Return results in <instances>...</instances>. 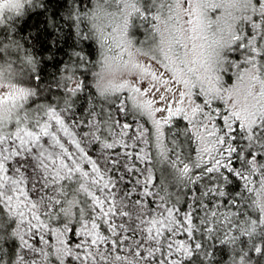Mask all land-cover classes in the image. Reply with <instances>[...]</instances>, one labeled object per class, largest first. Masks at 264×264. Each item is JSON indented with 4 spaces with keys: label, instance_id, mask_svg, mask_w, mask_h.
<instances>
[{
    "label": "snow or ice",
    "instance_id": "snow-or-ice-1",
    "mask_svg": "<svg viewBox=\"0 0 264 264\" xmlns=\"http://www.w3.org/2000/svg\"><path fill=\"white\" fill-rule=\"evenodd\" d=\"M21 51L0 264H264V0H0Z\"/></svg>",
    "mask_w": 264,
    "mask_h": 264
},
{
    "label": "trees",
    "instance_id": "trees-1",
    "mask_svg": "<svg viewBox=\"0 0 264 264\" xmlns=\"http://www.w3.org/2000/svg\"><path fill=\"white\" fill-rule=\"evenodd\" d=\"M31 10L30 9H26L25 10V16L20 18V24L18 27H23V21L26 20L28 18L29 15H31ZM31 23H35V19H33L31 21ZM26 35V32H20L19 33V37L21 38V43L23 44L24 41L22 39V37H24ZM25 48L27 49L28 54H34L36 56L37 60H42V54L36 50H32L30 48H27V46H25ZM20 55V59H17V56L15 54H13L11 57H4L2 60H0V72H3L5 75H12V78L14 77L15 79V67H20V70L24 71L25 74L28 75V77L30 78L29 80H22L25 84L28 83L30 84V87H34L36 84V81H34L32 79V77L36 74L34 72H32L30 70L29 66H26L24 64L21 63V60L24 58L25 56V52L21 51ZM65 60L67 58H64ZM64 65H61V69L60 71H57V69L55 67H53V65L51 63L48 64H44V63H40L37 65V72H40V74L42 75V77H46L47 79H45V83L47 86L49 83L52 82V77H59L61 75H71L70 72L65 73L64 72ZM42 70V71H41ZM83 78V77H81ZM15 81V80H14ZM20 81V80H18ZM89 83H91V81L89 80ZM52 87H55V84L52 83L51 84ZM4 224L5 227L3 229V231L5 232V234H7L8 228H7V221L6 218L4 220ZM9 244L11 243V240L7 241Z\"/></svg>",
    "mask_w": 264,
    "mask_h": 264
},
{
    "label": "rangeland",
    "instance_id": "rangeland-1",
    "mask_svg": "<svg viewBox=\"0 0 264 264\" xmlns=\"http://www.w3.org/2000/svg\"><path fill=\"white\" fill-rule=\"evenodd\" d=\"M2 60V59H0ZM1 62V61H0ZM15 79L14 77L12 78V75H6L9 80L13 83V84H16L17 86H20V87H30V84L28 83H24L22 80H29L30 81V78L28 77L27 74L24 73V71L20 70V67H15ZM15 80V81H14ZM20 80V81H18Z\"/></svg>",
    "mask_w": 264,
    "mask_h": 264
}]
</instances>
